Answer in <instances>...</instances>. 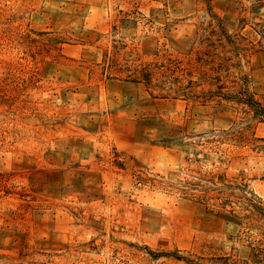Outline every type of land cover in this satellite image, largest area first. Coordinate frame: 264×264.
<instances>
[{
  "label": "rangeland",
  "instance_id": "374dc122",
  "mask_svg": "<svg viewBox=\"0 0 264 264\" xmlns=\"http://www.w3.org/2000/svg\"><path fill=\"white\" fill-rule=\"evenodd\" d=\"M264 0H0V264H264Z\"/></svg>",
  "mask_w": 264,
  "mask_h": 264
},
{
  "label": "trees",
  "instance_id": "16d2710c",
  "mask_svg": "<svg viewBox=\"0 0 264 264\" xmlns=\"http://www.w3.org/2000/svg\"><path fill=\"white\" fill-rule=\"evenodd\" d=\"M253 34L255 36L260 37L259 44L264 46V25L254 29ZM246 105L251 107L254 113V117L264 120V108H262L259 104H255L256 106H252L249 103H247Z\"/></svg>",
  "mask_w": 264,
  "mask_h": 264
}]
</instances>
